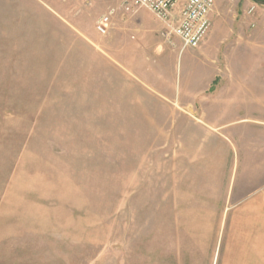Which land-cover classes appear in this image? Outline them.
Returning <instances> with one entry per match:
<instances>
[{"label": "rangeland", "instance_id": "obj_1", "mask_svg": "<svg viewBox=\"0 0 264 264\" xmlns=\"http://www.w3.org/2000/svg\"><path fill=\"white\" fill-rule=\"evenodd\" d=\"M121 2L105 0V11ZM215 2L230 18L254 8L255 21L264 9ZM55 25L22 0H0V264H211L220 227L209 222L221 211L200 208L203 188L181 158L201 135L183 109L82 107L96 71ZM194 51L170 54L180 88ZM251 110L222 121L261 116ZM235 180L238 189L241 172Z\"/></svg>", "mask_w": 264, "mask_h": 264}, {"label": "crops", "instance_id": "obj_2", "mask_svg": "<svg viewBox=\"0 0 264 264\" xmlns=\"http://www.w3.org/2000/svg\"><path fill=\"white\" fill-rule=\"evenodd\" d=\"M22 3L49 14L57 23L54 32L69 36L68 49L86 51L80 63L96 73L93 80L90 75L87 78L91 89L79 96L84 99L82 107L172 109L173 113L175 109H183L189 128H195L201 135L187 138L188 148L181 155L183 171L188 163L189 177L197 179V185L203 188L196 192L198 203L205 204L200 208L221 211L209 222L220 227L212 240L215 249L211 264H261L264 9L252 21L249 16L255 10L249 11L248 16L236 11L230 18L216 3L212 28L195 49L194 59L187 62L180 88L170 54L178 50L180 56L185 50L180 40L168 35L165 26L148 10L126 13L121 5H113L106 12L105 0H22ZM111 10L115 13L108 32L101 35L96 24ZM237 109H252L261 116L222 121V114L232 117ZM198 110L200 116L196 117ZM235 171L236 175L241 172L243 178L238 189L236 180L233 183ZM221 227H232L229 235H224L227 232L222 233ZM239 227L243 233H238Z\"/></svg>", "mask_w": 264, "mask_h": 264}, {"label": "built area", "instance_id": "obj_3", "mask_svg": "<svg viewBox=\"0 0 264 264\" xmlns=\"http://www.w3.org/2000/svg\"><path fill=\"white\" fill-rule=\"evenodd\" d=\"M126 13L146 9L165 26L168 35L180 40L182 49H198L212 28L215 0H122ZM255 9L252 8L250 13ZM115 10L99 19L96 30L106 35Z\"/></svg>", "mask_w": 264, "mask_h": 264}, {"label": "water", "instance_id": "obj_4", "mask_svg": "<svg viewBox=\"0 0 264 264\" xmlns=\"http://www.w3.org/2000/svg\"><path fill=\"white\" fill-rule=\"evenodd\" d=\"M251 1H253L255 4L259 6H264V0H251Z\"/></svg>", "mask_w": 264, "mask_h": 264}]
</instances>
